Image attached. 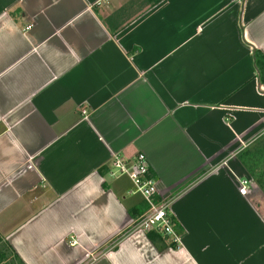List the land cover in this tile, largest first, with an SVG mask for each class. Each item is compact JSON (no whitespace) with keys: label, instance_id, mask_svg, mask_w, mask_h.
I'll use <instances>...</instances> for the list:
<instances>
[{"label":"crops","instance_id":"0c3cea01","mask_svg":"<svg viewBox=\"0 0 264 264\" xmlns=\"http://www.w3.org/2000/svg\"><path fill=\"white\" fill-rule=\"evenodd\" d=\"M256 51L264 0H0V236L24 264H264ZM140 153L178 244L130 231L109 170Z\"/></svg>","mask_w":264,"mask_h":264},{"label":"built area","instance_id":"2783aa9c","mask_svg":"<svg viewBox=\"0 0 264 264\" xmlns=\"http://www.w3.org/2000/svg\"><path fill=\"white\" fill-rule=\"evenodd\" d=\"M109 175L116 178L127 176L133 184L131 193L142 197L147 204V209L133 222L130 231L155 232L162 237L171 238L174 244L180 242L181 234L177 232L175 217L170 212V202L156 197L158 193L156 181L150 174L145 154H138L132 163L119 155H114ZM249 183L248 179L241 180L239 192L242 195L247 193Z\"/></svg>","mask_w":264,"mask_h":264},{"label":"trees","instance_id":"16d2710c","mask_svg":"<svg viewBox=\"0 0 264 264\" xmlns=\"http://www.w3.org/2000/svg\"><path fill=\"white\" fill-rule=\"evenodd\" d=\"M158 3L160 0H151ZM256 65L260 72L261 80L264 81V55L261 52H255ZM239 159L244 164L246 169L250 172L252 178L260 185L263 183V175L261 172V165L264 161V137L258 142L253 149L243 150L239 153ZM260 172V173H259ZM147 209V204L141 210L140 215ZM139 215V216H140ZM150 237L155 240L156 237L162 236L155 233H149ZM0 264H24L12 246L2 236H0Z\"/></svg>","mask_w":264,"mask_h":264},{"label":"rangeland","instance_id":"374dc122","mask_svg":"<svg viewBox=\"0 0 264 264\" xmlns=\"http://www.w3.org/2000/svg\"><path fill=\"white\" fill-rule=\"evenodd\" d=\"M261 172H262V175H263V183H262V186L264 187V161H263V163H262V165H261ZM260 173V172H259ZM132 186H133V184H132ZM132 190H133V187H132ZM131 195H133V196H135V197H138L139 195H137V194H133V193H130ZM164 238H167V237H164ZM168 239H170L171 240V238H168Z\"/></svg>","mask_w":264,"mask_h":264}]
</instances>
